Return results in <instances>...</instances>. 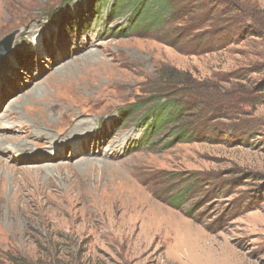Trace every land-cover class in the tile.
<instances>
[{
	"label": "rangeland",
	"instance_id": "rangeland-1",
	"mask_svg": "<svg viewBox=\"0 0 264 264\" xmlns=\"http://www.w3.org/2000/svg\"><path fill=\"white\" fill-rule=\"evenodd\" d=\"M98 6L0 0V42L18 31L0 56V264H264V0L216 5L222 49L200 55ZM164 68L206 84L215 141L142 146L124 121Z\"/></svg>",
	"mask_w": 264,
	"mask_h": 264
},
{
	"label": "trees",
	"instance_id": "trees-1",
	"mask_svg": "<svg viewBox=\"0 0 264 264\" xmlns=\"http://www.w3.org/2000/svg\"><path fill=\"white\" fill-rule=\"evenodd\" d=\"M237 0H112L111 15L119 18L129 15L130 25L123 32L143 29L170 28L173 43L180 51L190 55L211 53L222 49L217 37L225 31V23L216 5L227 7ZM111 0H94V7L100 13ZM196 16V19H193ZM223 31V32H222ZM222 45V44H221ZM219 47V48H218ZM159 83L146 98L134 102L123 112L124 121L132 119L144 130L140 140L142 146H159L171 149L178 144L213 142L214 132L220 127L215 118L218 109L215 103L200 101L204 98L206 84L194 78L189 72L164 68L159 72ZM160 84V85H159ZM217 106V103H216ZM157 138L156 141L153 139ZM140 144V143H139ZM195 180L171 196L170 204L181 210L186 204ZM196 209L186 211L194 219Z\"/></svg>",
	"mask_w": 264,
	"mask_h": 264
},
{
	"label": "water",
	"instance_id": "water-1",
	"mask_svg": "<svg viewBox=\"0 0 264 264\" xmlns=\"http://www.w3.org/2000/svg\"><path fill=\"white\" fill-rule=\"evenodd\" d=\"M17 33L18 31H14L0 42V56H2L5 51L9 50Z\"/></svg>",
	"mask_w": 264,
	"mask_h": 264
},
{
	"label": "bare ground",
	"instance_id": "bare-ground-1",
	"mask_svg": "<svg viewBox=\"0 0 264 264\" xmlns=\"http://www.w3.org/2000/svg\"><path fill=\"white\" fill-rule=\"evenodd\" d=\"M39 138H41V137H43V136H38ZM53 138V137H52ZM85 142H88V140L87 141H85ZM84 142V143H85ZM83 143V142H82ZM28 145H29V143H28ZM51 145H53V144H51ZM88 146V145H87ZM80 147V146H79ZM32 149V148H31ZM74 157H76V155L74 156ZM44 160L47 162V161H51V159H46L45 157H43V156H41V157H39V158H37V160H36V162H39V161H41V162H44ZM40 162V163H41ZM48 168V167H47Z\"/></svg>",
	"mask_w": 264,
	"mask_h": 264
}]
</instances>
